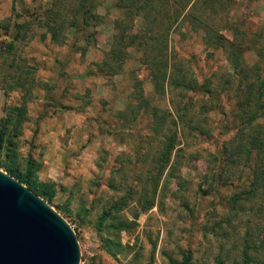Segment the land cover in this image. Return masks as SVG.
Wrapping results in <instances>:
<instances>
[{
	"label": "rangeland",
	"instance_id": "rangeland-1",
	"mask_svg": "<svg viewBox=\"0 0 264 264\" xmlns=\"http://www.w3.org/2000/svg\"><path fill=\"white\" fill-rule=\"evenodd\" d=\"M55 1L0 0V171L50 186L94 264H264V0H198L206 34L190 16L170 29V58L215 99L170 175L136 110L137 94L170 108L129 45L139 19L94 0L71 27L74 0Z\"/></svg>",
	"mask_w": 264,
	"mask_h": 264
},
{
	"label": "trees",
	"instance_id": "trees-1",
	"mask_svg": "<svg viewBox=\"0 0 264 264\" xmlns=\"http://www.w3.org/2000/svg\"><path fill=\"white\" fill-rule=\"evenodd\" d=\"M197 2L198 0H113L115 9L124 12L131 19L133 17L139 19L137 30L131 34L129 45H132L141 53L142 63L148 71L153 93L162 96L166 91L169 95L170 108L163 110L150 103L149 98L141 94L136 95V110L143 112L150 119L148 129L152 134L159 137L160 141V147L156 151L154 161L158 167L155 175H160L166 166H168V175L173 171L176 165L175 160L180 153V149H175L179 135L183 136L185 132L187 135L195 133L193 136L205 134V130L202 128L203 121L200 120V117L202 113L208 110L206 105H213L215 100L212 98L214 92L209 90L206 82L199 83L186 70L184 71L178 61L172 60L168 53L170 29L176 26L182 20V17L190 16L194 23H198L194 30L201 29L206 34L203 18L201 19L196 14L200 12ZM74 3L76 8L70 17L71 27H74V22L77 21L76 14L78 12L81 23L86 26L88 19L95 18L93 14L95 9L94 0H74ZM59 4L62 5L63 9L65 8L61 0H56L54 3L56 6ZM185 10L186 13L183 14ZM115 25L116 27L121 26V28L124 26L123 21L120 20ZM203 97H206V103L203 101ZM200 101L201 103H199ZM11 109L14 113L20 111L16 107ZM15 125L16 123L13 127ZM181 128L182 133L179 134ZM3 142L10 143L4 125L0 130V144ZM172 154L174 160H171ZM4 172L18 180L38 197L44 198L48 205L53 206L51 202L52 188L45 184L30 182L29 169H26L24 174L21 175L4 166ZM53 208L60 214L58 206ZM62 218L64 217L62 216ZM99 225L100 222H98ZM125 226L121 225L120 227ZM109 241L113 243L111 239H103L100 247L106 249ZM91 263L94 264V262ZM171 264L189 263L187 258H183L181 262H172Z\"/></svg>",
	"mask_w": 264,
	"mask_h": 264
},
{
	"label": "water",
	"instance_id": "water-1",
	"mask_svg": "<svg viewBox=\"0 0 264 264\" xmlns=\"http://www.w3.org/2000/svg\"><path fill=\"white\" fill-rule=\"evenodd\" d=\"M70 226L49 205L0 171V264H78Z\"/></svg>",
	"mask_w": 264,
	"mask_h": 264
},
{
	"label": "built area",
	"instance_id": "built-area-1",
	"mask_svg": "<svg viewBox=\"0 0 264 264\" xmlns=\"http://www.w3.org/2000/svg\"><path fill=\"white\" fill-rule=\"evenodd\" d=\"M71 228V227H70ZM72 229V228H71ZM79 246V245H78ZM82 247V246H81ZM83 250L79 247V260L78 264H92L91 263V258L92 254L88 252L89 245H84Z\"/></svg>",
	"mask_w": 264,
	"mask_h": 264
}]
</instances>
